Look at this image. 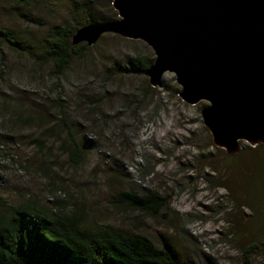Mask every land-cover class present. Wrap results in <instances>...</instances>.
I'll return each mask as SVG.
<instances>
[{
  "label": "rangeland",
  "instance_id": "374dc122",
  "mask_svg": "<svg viewBox=\"0 0 264 264\" xmlns=\"http://www.w3.org/2000/svg\"><path fill=\"white\" fill-rule=\"evenodd\" d=\"M112 1L0 0V26L19 41L13 49L0 40L6 206L83 212L88 225L147 236L179 262L264 264V145L242 141L236 154L215 146L201 114L207 102L186 103L173 73L154 88L134 70L135 57H155L141 40L105 34L54 77L42 51L50 30L118 19ZM122 191L168 206L119 208Z\"/></svg>",
  "mask_w": 264,
  "mask_h": 264
},
{
  "label": "water",
  "instance_id": "95a60500",
  "mask_svg": "<svg viewBox=\"0 0 264 264\" xmlns=\"http://www.w3.org/2000/svg\"><path fill=\"white\" fill-rule=\"evenodd\" d=\"M118 19L80 26L73 45L105 34L141 40L154 52L152 87L173 73L188 104L207 102L215 146L236 154L264 145V0H113Z\"/></svg>",
  "mask_w": 264,
  "mask_h": 264
},
{
  "label": "trees",
  "instance_id": "16d2710c",
  "mask_svg": "<svg viewBox=\"0 0 264 264\" xmlns=\"http://www.w3.org/2000/svg\"><path fill=\"white\" fill-rule=\"evenodd\" d=\"M77 28H53L42 41V51L52 64L54 77L59 78L72 58L81 57L83 49L88 48L85 43L72 44L71 37ZM0 40L13 49L19 45L15 33L1 26ZM152 62L137 56L131 64L144 74ZM70 136L71 141H77L71 131ZM71 156L78 162L81 150L74 149ZM113 204L137 212L157 213L168 206V201L161 196L122 191L114 197ZM0 264L193 263L179 262L167 248H157L147 236H127L108 223L88 225L83 212H66L59 207L49 210L34 201L9 208L0 195Z\"/></svg>",
  "mask_w": 264,
  "mask_h": 264
}]
</instances>
